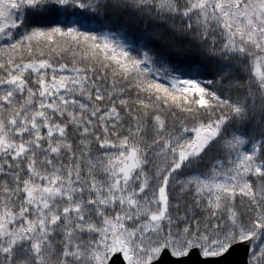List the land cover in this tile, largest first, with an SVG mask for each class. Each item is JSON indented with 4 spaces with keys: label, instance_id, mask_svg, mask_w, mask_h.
<instances>
[{
    "label": "snow or ice",
    "instance_id": "6c2138e0",
    "mask_svg": "<svg viewBox=\"0 0 264 264\" xmlns=\"http://www.w3.org/2000/svg\"><path fill=\"white\" fill-rule=\"evenodd\" d=\"M0 264H264V0H0Z\"/></svg>",
    "mask_w": 264,
    "mask_h": 264
},
{
    "label": "water",
    "instance_id": "95a60500",
    "mask_svg": "<svg viewBox=\"0 0 264 264\" xmlns=\"http://www.w3.org/2000/svg\"><path fill=\"white\" fill-rule=\"evenodd\" d=\"M239 256H240V253L239 252H236L229 259H239Z\"/></svg>",
    "mask_w": 264,
    "mask_h": 264
}]
</instances>
